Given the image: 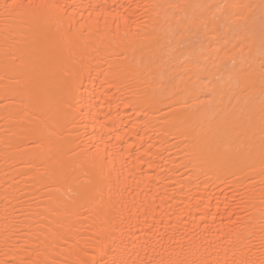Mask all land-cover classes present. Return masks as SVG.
Instances as JSON below:
<instances>
[{"label": "bare ground", "instance_id": "obj_1", "mask_svg": "<svg viewBox=\"0 0 264 264\" xmlns=\"http://www.w3.org/2000/svg\"><path fill=\"white\" fill-rule=\"evenodd\" d=\"M0 264H264V0H0Z\"/></svg>", "mask_w": 264, "mask_h": 264}]
</instances>
